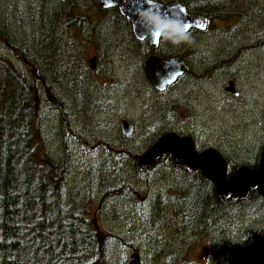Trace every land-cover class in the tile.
Instances as JSON below:
<instances>
[{
	"label": "rangeland",
	"instance_id": "rangeland-1",
	"mask_svg": "<svg viewBox=\"0 0 264 264\" xmlns=\"http://www.w3.org/2000/svg\"><path fill=\"white\" fill-rule=\"evenodd\" d=\"M13 2L18 4L15 12L9 7ZM36 2L2 0L1 6L11 11V19L24 15L26 20ZM97 2L80 0L96 25L64 35L68 39L65 51L72 56L66 67L59 59L58 70L48 65L40 68L35 50L16 57L0 41V55L28 78L43 76L52 82L49 92L40 88L42 133L53 155L62 156L65 167L70 165L69 199L90 202L88 211L99 230L119 235L108 241L111 260L117 264H128L133 253L141 255L142 264H209L210 236L215 226L230 220L247 235V264H261L264 208L249 211L228 204L223 213L209 206L203 210L202 201L175 204L171 198L166 202L168 187L175 184L177 175H168L172 169L167 164L151 171L139 164L140 156L167 129L180 132L187 128L196 133L200 145L215 143L234 161L259 162L264 151V0H234L226 8L232 16L214 18L205 30H190V42L175 45L162 37L154 49L148 40L136 38L130 20L117 7L99 13L102 5ZM52 5L44 4L47 9ZM23 29L32 38L42 36L40 31L37 34L40 26L33 30L24 25ZM57 40L62 44L59 35ZM187 44L197 51L193 65L199 66L206 58L228 62L202 81L186 85L182 81L167 92L157 89L146 74V59L153 53L179 55L183 49L191 54ZM148 47L152 53L146 54ZM95 56L98 60L92 68ZM231 80L236 91L227 90ZM123 119L134 124L132 135L123 133ZM72 131L75 137L71 138ZM64 143L69 145L64 148ZM207 199L212 202L211 197ZM190 207L202 214L182 215ZM155 233L166 249V258H153L148 250Z\"/></svg>",
	"mask_w": 264,
	"mask_h": 264
},
{
	"label": "trees",
	"instance_id": "trees-1",
	"mask_svg": "<svg viewBox=\"0 0 264 264\" xmlns=\"http://www.w3.org/2000/svg\"><path fill=\"white\" fill-rule=\"evenodd\" d=\"M37 1L28 19L14 13L15 24L11 11L2 7L0 0V41L11 48L16 57L35 50L40 55V68L48 65L57 69L59 59L66 67L72 56L65 51L68 39L64 35L76 28L95 27V19L87 14L88 9H83L80 0ZM48 1L51 5L54 3L50 9L44 6ZM161 1L185 3L191 11L208 17L209 21L233 15L226 8H230L234 0ZM14 6L18 8L16 2L9 7L15 12ZM99 9V13L108 12L106 8ZM24 25L32 26L33 30L40 26L37 34L40 31L42 36H28ZM57 35L63 39L62 44ZM150 48L146 54L152 53ZM82 60L84 62V57ZM41 87L49 92L52 82L43 76L31 80L0 55V264H117L116 259L111 260L113 252L108 241L119 235L99 230L96 219L88 211L90 202H74L68 197L69 155L65 167L64 159H60L62 156L53 155L42 133ZM70 135L72 138L75 132ZM68 145L64 143L63 146ZM162 194H159L161 198ZM239 206L249 211L264 208V195L253 188L247 198L232 204L235 209ZM217 208L225 213L229 205L218 200ZM191 209L186 208V212ZM192 214L198 215L193 209ZM210 238L209 264H247L248 238L238 224L232 220L221 222ZM148 250L153 258L167 257L166 249L157 242L156 233ZM152 250L156 253H151Z\"/></svg>",
	"mask_w": 264,
	"mask_h": 264
},
{
	"label": "water",
	"instance_id": "water-1",
	"mask_svg": "<svg viewBox=\"0 0 264 264\" xmlns=\"http://www.w3.org/2000/svg\"><path fill=\"white\" fill-rule=\"evenodd\" d=\"M104 8L117 7L126 16L133 28L137 39H148L153 48H157L159 42H154V38L147 25L138 15V10L159 9L162 13L172 12L179 16L182 22L191 24L190 29L204 30L208 24V17L190 11L185 3H167L160 0H98ZM180 9L184 11L181 13ZM96 59L91 60V66H96ZM186 69L185 63L178 57L162 58L151 55L146 61V72L150 81L158 88L165 89L175 82ZM228 90L235 89L234 82L230 81ZM124 134H130L133 130L132 124L127 120L121 122ZM173 154L174 162L184 166L187 170L199 168L204 174L214 180L220 200L226 204H233L244 200L250 194L251 189L258 188L264 195V151L262 153L259 166L256 169L242 167L228 178L227 162L220 152L210 149L205 152H197L193 141L190 138H182L175 133L167 132L155 140L140 158L143 169L152 170L158 163L164 162L170 154ZM141 255L133 253L128 264H142ZM264 264V261L261 263Z\"/></svg>",
	"mask_w": 264,
	"mask_h": 264
},
{
	"label": "flooded vegetation",
	"instance_id": "flooded-vegetation-1",
	"mask_svg": "<svg viewBox=\"0 0 264 264\" xmlns=\"http://www.w3.org/2000/svg\"><path fill=\"white\" fill-rule=\"evenodd\" d=\"M188 46L190 48H192L190 45H188ZM191 51H192L191 54H187L186 49H183L179 55H168L169 57L180 58L185 63L186 69L184 70L183 74L180 75L175 82L168 85L165 89H163V90L159 89V90L167 92L171 89V87L174 88V87L178 86L179 83H181L182 81L185 83V85L190 83L192 80H194L193 83H195L196 80L202 81L205 78L204 76L207 77L210 74L218 72L220 69H222L221 65L228 62L226 59H223L222 64H219L216 61L217 58L214 60V62H211L210 58H206L207 60L204 59V63L198 62L199 66L193 65L194 64L193 58H195L197 51H194L193 48L191 49ZM153 54L157 55L159 57H162V58H169V57H163L164 55L161 56L157 53H153ZM165 56H167V55H165ZM231 81L234 82V80H231ZM233 91H236V88ZM123 120H127L128 122H130L132 124L133 130L130 134H127L128 136L132 135L133 132L135 131L134 124L128 119H123ZM167 132L175 133L182 138H185V137L190 138L194 143L196 151L199 153L205 152V151L210 150V149H215L216 151L220 152V154L225 158V160L227 162V169H228L227 177L228 178L232 177L235 174V172L242 167L255 169L259 165V162H256V161H253V163L248 162V161L245 163L243 160H240V159L234 161L231 157H228L227 154H225L222 150H220V148L217 145H215V143H207L206 145H200L197 138H195L196 133H193L194 131L191 130L190 128H187V130H181L180 132H177V131L172 130V129H167L165 133H167ZM73 137H75V136H73ZM157 139H155V140H157ZM162 164H167L169 166V169H172V171H170L168 173V175H170V176L171 175L172 176L177 175V177H178L175 184L173 186L168 187V192L166 195V202L169 201V199H171V198L172 199L174 198L173 201L175 204L180 203V202L185 204L186 201H193V202L202 201V202H204L203 210L205 209L206 206H209L212 209L217 208V201L220 200L217 185H216L214 180L210 179L209 177H207L204 174L203 170H201L199 168H196L194 170H187L184 166L176 164L174 162V157H173L172 153L167 157V159L164 162L156 164L154 166V168H152V169L155 170L156 168H158ZM139 167L142 168L141 163L139 164ZM107 190H109V189H107ZM164 195L165 194L163 193L162 197ZM208 197L212 198L211 203L207 199ZM205 198L207 199L206 202L204 201ZM187 209H191V207L187 208ZM189 212H192V209L189 210ZM195 212H197V214H199V215L202 214V211H200V212L195 211ZM187 213L188 212H186V208L182 210V215H185Z\"/></svg>",
	"mask_w": 264,
	"mask_h": 264
},
{
	"label": "clouds",
	"instance_id": "clouds-1",
	"mask_svg": "<svg viewBox=\"0 0 264 264\" xmlns=\"http://www.w3.org/2000/svg\"><path fill=\"white\" fill-rule=\"evenodd\" d=\"M138 15L150 26L151 33H158L160 38L163 37L175 45L191 41L187 26L175 13L173 16H168L159 9L149 8L138 10Z\"/></svg>",
	"mask_w": 264,
	"mask_h": 264
},
{
	"label": "snow or ice",
	"instance_id": "snow-or-ice-1",
	"mask_svg": "<svg viewBox=\"0 0 264 264\" xmlns=\"http://www.w3.org/2000/svg\"><path fill=\"white\" fill-rule=\"evenodd\" d=\"M149 3H151V0H149ZM183 11H184L183 9H180V12L181 13ZM163 14L168 15V16H173L174 13H172V12H164ZM184 24L187 26L188 31H189V28L191 27V24L188 23V22H184ZM152 36L154 38V42H159L160 37H159V34L158 33H152Z\"/></svg>",
	"mask_w": 264,
	"mask_h": 264
}]
</instances>
